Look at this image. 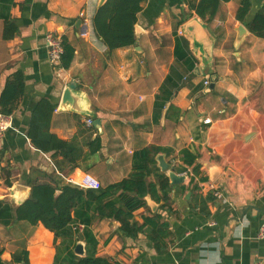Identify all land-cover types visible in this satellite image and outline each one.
Instances as JSON below:
<instances>
[{"label": "crops", "instance_id": "crops-1", "mask_svg": "<svg viewBox=\"0 0 264 264\" xmlns=\"http://www.w3.org/2000/svg\"><path fill=\"white\" fill-rule=\"evenodd\" d=\"M102 1L0 0V95L18 71L26 85L10 115V129L0 137V199L17 207L14 186L68 185L70 177L79 181L85 173L108 186L131 174L136 151L169 148L174 153L163 154L166 162L182 164L179 152L192 149L208 177L200 190H184L190 178L181 175L184 182L172 185V213L160 210L150 197L147 207L134 213L139 224L162 214L169 223L167 251L158 253L146 233L129 238L119 222L99 220L92 226L97 256L115 264L264 260V239L258 237L264 225V38L247 26L264 0H250L245 23L237 19L243 0L221 1L214 17L205 20L191 8L201 0H146L135 26L136 44L111 53L92 23ZM7 19L18 28L9 40L3 38ZM242 28L246 33L239 41ZM49 33L74 48L69 68L50 63ZM68 86L78 91L74 94L89 115L62 105ZM45 99L55 106L51 133L79 146L87 156L77 161L84 169L72 168L62 155L41 152L29 139L32 112ZM88 118L101 125L88 127ZM208 196L214 202L202 210ZM77 238L72 250L79 258L86 255V244L81 241L85 254L78 255ZM60 243L41 223L17 220L15 214L8 224L0 221L6 264H16V257L20 264L26 258L30 264H55ZM66 253L58 264H68Z\"/></svg>", "mask_w": 264, "mask_h": 264}, {"label": "trees", "instance_id": "trees-1", "mask_svg": "<svg viewBox=\"0 0 264 264\" xmlns=\"http://www.w3.org/2000/svg\"><path fill=\"white\" fill-rule=\"evenodd\" d=\"M146 0H106L98 8L93 17V28L96 36L106 45L108 52L129 48L136 44L135 26L138 15L142 11V3ZM221 1L230 0H201L199 5L192 4L191 8L203 20L212 18L217 12ZM251 9L250 0H243L237 11V19L245 23ZM251 33L264 38V8L247 24ZM18 28L14 21L5 22L3 38L12 39ZM65 54L62 58L64 68H69L74 59V48L64 41ZM25 77L20 71L10 77L0 95V113L12 115L25 94ZM55 106L48 100H42L33 110L28 137L33 146L41 152L62 155L72 168L84 167L77 161L83 152L75 142H68L52 134L51 122ZM174 151L159 146H149L136 151L133 156L131 174L120 182L102 186L101 189H82L72 185L51 186L49 184H31L29 198L21 205L14 207L9 202L0 199V221L8 224L12 217L20 221H28L34 225L39 223L51 231L55 241L61 240L57 246L55 264L65 252L64 260L68 264H115L107 258L97 256L98 241L92 231L96 221L114 220L120 223L119 230L129 238H137L140 233H146L153 242L158 253L167 251L166 239L169 237V223L164 221L162 214L144 217L139 224L134 220V213L147 207V197L160 204V210L172 213L171 192L173 186L168 172L159 167L157 156L164 154L169 158ZM182 164L169 161L171 168L178 175L190 178L188 186L183 189L193 192L200 190L199 184L208 181L198 163L200 154L196 150L183 149L178 154ZM11 187V183H8ZM214 202L213 196L204 199L202 210L208 202ZM83 225L82 232L78 227ZM75 226V229L73 228ZM86 244V255L77 257L72 248L76 238ZM0 248V264H6ZM20 264L19 258H15ZM24 264H30L26 258Z\"/></svg>", "mask_w": 264, "mask_h": 264}, {"label": "built area", "instance_id": "built-area-1", "mask_svg": "<svg viewBox=\"0 0 264 264\" xmlns=\"http://www.w3.org/2000/svg\"><path fill=\"white\" fill-rule=\"evenodd\" d=\"M80 16L82 18L84 25L88 28L90 24L89 18L86 16L84 12H82ZM46 47H47L48 58L50 63L53 65L60 66L62 64V58L65 54L63 39L58 35L49 33L46 37ZM210 84L211 83L209 80L205 81L206 87H209ZM208 121L209 120H207L206 122L208 123ZM86 122L88 127L94 126V122L91 118H88ZM10 127H11V117L3 113H0V137L4 136V134L10 129ZM68 183L69 185L77 186L86 190L89 189L98 190L102 188V183L90 173H85L79 181L75 180L73 177H70L68 179ZM214 191H215L214 196L217 199L222 198V194L220 192H218L217 190ZM258 237L260 239H264V225L260 228ZM253 264H264V260L257 261Z\"/></svg>", "mask_w": 264, "mask_h": 264}, {"label": "water", "instance_id": "water-1", "mask_svg": "<svg viewBox=\"0 0 264 264\" xmlns=\"http://www.w3.org/2000/svg\"><path fill=\"white\" fill-rule=\"evenodd\" d=\"M106 2V0H103L101 3V6ZM246 30L242 28L240 30V36H239V41L242 39L243 35H245ZM75 92H78L74 87L68 86L65 90V95L63 99V106L70 108L76 112H80L83 115H89V113L85 110H82V107L80 105V95L74 94ZM101 125V122L99 120H96L94 122L95 127H99ZM157 161L159 163V167L163 172H168V176L171 180L172 185H178L184 182L185 176L178 175L174 169L171 168L170 164L166 162L165 156L163 154H160L157 156ZM31 193V188L29 187H24L20 185L14 186L12 189V194L19 199L20 205L23 204L26 200L24 199V196L28 194L30 196ZM147 200V199H146ZM75 252L78 255H84L85 250L84 246L80 240V238H77V245L75 247Z\"/></svg>", "mask_w": 264, "mask_h": 264}]
</instances>
